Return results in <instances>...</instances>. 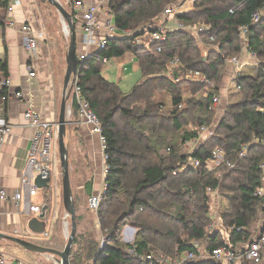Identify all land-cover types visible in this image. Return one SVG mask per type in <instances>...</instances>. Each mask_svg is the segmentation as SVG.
<instances>
[{
	"label": "trees",
	"instance_id": "obj_1",
	"mask_svg": "<svg viewBox=\"0 0 264 264\" xmlns=\"http://www.w3.org/2000/svg\"><path fill=\"white\" fill-rule=\"evenodd\" d=\"M171 2L111 0L107 9L119 29L135 31L158 18ZM263 2L197 0L191 11L179 15L185 26L201 24L208 28L198 38L205 45L212 44L207 55L190 32H174L160 53L134 48L131 39H110L104 51L77 61L81 96L99 119L105 138L108 173L104 194L94 213L95 240L89 235V239L84 236V242L80 241L83 229L78 230L81 218L77 212L81 200L73 193L76 234L70 264H153L131 257L130 248L138 254L161 252L170 259L179 252L190 251V241L203 240L211 223L208 188H216L229 204V212L220 214L224 230L251 229L263 202L254 194L263 185L264 164V21L254 24L251 16ZM2 6L6 7V2ZM239 28H247L248 50L258 61L248 66L256 72L240 71L232 81L239 87L238 101L223 105L213 136L202 137L190 155H183L171 138L177 135L181 145L196 141L200 128L210 127L216 119V114L208 111L210 98L228 81L230 66L225 60L243 51ZM126 53L137 58L142 81L123 93L116 83L102 76L106 64L94 61L97 57L114 59ZM175 58L182 66L174 71L179 82L165 76L168 64ZM187 71L207 76L215 90L203 97L204 85L189 82L185 78ZM0 73L7 76L5 64L0 63ZM158 94H169L171 101H157ZM71 107L78 116L77 106ZM243 145H248V152L239 160L237 154ZM216 148H221L226 160L235 165L232 170L224 166L209 169L207 161ZM189 158L197 159L199 166H187ZM219 171L223 174L216 178ZM42 190L48 192L49 187ZM125 226L136 230L132 245L120 240ZM100 236H105L106 243L98 252ZM223 236L208 234L207 249L235 247L248 235L232 232L228 239ZM75 246H79L77 252ZM194 264L214 263L207 260Z\"/></svg>",
	"mask_w": 264,
	"mask_h": 264
},
{
	"label": "built area",
	"instance_id": "obj_2",
	"mask_svg": "<svg viewBox=\"0 0 264 264\" xmlns=\"http://www.w3.org/2000/svg\"><path fill=\"white\" fill-rule=\"evenodd\" d=\"M111 0H102L98 4H85L83 0H74L73 6L80 12L79 21L81 27V33L83 35V45L85 48H94L97 52H102L106 49L108 41L110 39H131V45L134 48H145L147 51L156 50L160 53L164 44L168 40V36L174 32H190L201 47L212 46V44L205 45L202 41H199V37L208 31V28L204 25H197L193 27L185 26L178 18L179 15L191 11L197 0H171L172 3L166 7L161 15L152 20L147 25L139 28L138 30L119 29L113 22V16L107 9ZM177 1V6L173 5V2ZM0 2H6L5 12L8 15L6 19V25L13 27L14 23L10 18L13 7L10 3L11 0H0ZM253 23H259L264 21V2L262 7L254 12L251 16ZM240 35L242 37V48L244 52L248 51V45L245 40L247 34V28H239ZM22 36V47L24 52L28 55L30 62L27 64L26 69L29 77L33 78L35 72L31 60L36 56L38 49V41L44 38L42 31H33L28 25H23L20 28ZM213 42V38H210ZM244 46V47H243ZM217 48V47H215ZM255 58V55H251ZM88 58V53L80 54L77 56V61H82ZM102 63H107L111 59L99 57ZM227 65L232 68L230 82L235 80L244 64L240 57H231L225 60ZM182 69L179 59H173L167 66L165 76L179 82L180 78L174 77V71ZM185 78L189 82H196L204 85L203 97H208L209 93L215 90V84L209 80L207 76L200 74L199 72H185ZM10 86V80L1 76L0 80V102L6 103L11 97L16 99H22L21 93H9L8 88ZM236 87V91L239 92V87ZM70 88V104L77 106L79 119L87 125L91 133L97 137L99 148L102 158V176L105 179L108 173V168L105 165L107 159L104 154L106 142L102 134V128L99 119L90 108L87 101L81 96V89L78 83V75L75 74L71 77L69 82ZM229 90L227 86H224L219 92L211 95V103L208 107V111L216 114V119L210 127L202 126L200 128V136L196 141L190 142L193 149L197 146L199 140L202 137H211L214 134L217 126V118L221 107L227 106V94ZM162 109L163 107L160 106ZM264 112V110H263ZM24 120L28 127L32 130V136L29 142V148L27 152L26 162L21 172L20 179V191L13 196H9L5 191H0V201H7L11 199L16 208H23L26 215L30 217L38 216L43 209L46 208V203L39 206L32 204L31 198L36 196L39 189L35 185V180L40 177L42 180L52 177L55 160V143L57 141V125H51L50 123L41 120L40 116L31 109H27L24 112ZM11 133V126L7 122L4 116H0V150ZM169 151V150H168ZM248 152V145H243L238 152V159L241 160L246 157ZM200 162L197 159L189 158L186 163L187 166L197 168ZM207 165L210 170H215L218 167L224 166L228 170H232L235 165L226 160V154L221 148H216L211 155V158L207 161ZM263 173V185L258 188L254 196L263 199V202L259 206L257 216L253 219L252 227L249 228H228L224 230L220 214L218 212L219 205L218 200H215L213 210L210 211L209 217L211 220L210 225L207 228V234L203 240L194 239L190 241L191 250L179 252L175 258H168L161 252L155 254H138L134 248L128 250V254L134 259L140 262H151L153 264H194L203 261H212L214 264H264V164L261 166ZM223 173L216 175V178H220ZM51 181L49 183V189ZM106 188L105 180L103 182L102 191L98 194L91 196L88 199V208L92 213H96L99 204ZM207 193L213 199H218V190L208 188ZM68 215L64 217V222L68 225ZM232 232L236 234H247V238L242 237L240 242L235 244V247L223 246L208 250L206 247V238L209 235L221 233L223 237L228 239V235ZM136 230L130 226H125L122 229L120 240L124 244L132 245L135 240ZM205 242V243H204ZM106 243L105 236H101L98 252H101L103 246ZM6 256L0 252V264H6Z\"/></svg>",
	"mask_w": 264,
	"mask_h": 264
},
{
	"label": "crops",
	"instance_id": "obj_3",
	"mask_svg": "<svg viewBox=\"0 0 264 264\" xmlns=\"http://www.w3.org/2000/svg\"><path fill=\"white\" fill-rule=\"evenodd\" d=\"M101 1L83 0L85 4H98ZM57 2L69 13L75 26L77 56L86 52L88 57L96 56L98 52L94 48L86 49L83 45V35L79 21L80 12L74 8V0H57ZM10 3L13 7L10 14V18L14 23L13 27L6 25V19L8 18L5 12L6 7H3V3L0 2V63L6 65V77L10 80L8 92L21 93L22 99L11 97L4 104L0 102V116H4L11 126V133L0 150V191L3 190L9 196H13L20 191L21 172L26 162L32 136V130L24 120V112L31 109L40 116L42 121L54 126L58 124L59 109L64 91L65 54L69 43V28L59 12L49 10L48 8L51 5L42 3L40 0H11ZM53 9L56 10L54 7ZM23 25H28L33 31L44 33V38L38 41L36 56L31 60L35 72L33 78L29 77L26 69L30 60L22 47L20 28ZM97 59L100 58L97 57ZM243 62L242 67L248 64L246 60ZM103 64H106L102 75L104 79L116 83L123 93H128L142 81L139 62L132 53H126ZM229 70L227 72L229 75L227 76L228 81L226 82L228 90L231 84L229 78L231 77L232 68L230 67ZM1 76L2 73H0V80ZM165 95L163 94V96ZM163 96L161 97V94H158V97L162 99ZM68 103H70V99ZM70 125L72 131L73 129L75 131V144L81 155L80 163L82 167L78 168V174L74 176V180L79 181L78 195L81 198L77 212V216L81 218L78 228L80 231L85 224V201L87 202L91 196L102 191L104 177L101 169L103 162L98 139L91 133L90 128L79 117ZM57 152L56 141L55 158H57ZM85 186H87L86 189ZM39 192L43 194L41 204L46 203L47 205L45 208V221L48 220L44 234H33L28 230L27 222L31 217L24 213L22 207L16 208L11 199L0 201V234L19 238L36 246L56 250L55 245L57 244L54 237L57 231L55 224L57 216L50 208L47 209V192L43 190H39ZM38 193L31 198V202L32 199L37 197ZM61 215L64 225L66 212L63 205ZM91 219L96 230V219L94 217H91ZM68 228L71 229L70 221H68L67 231ZM63 229H65V226H63ZM0 252L6 256V264H48L47 257L53 258L48 254L32 252L2 239H0Z\"/></svg>",
	"mask_w": 264,
	"mask_h": 264
},
{
	"label": "rangeland",
	"instance_id": "obj_4",
	"mask_svg": "<svg viewBox=\"0 0 264 264\" xmlns=\"http://www.w3.org/2000/svg\"><path fill=\"white\" fill-rule=\"evenodd\" d=\"M172 3V2H171ZM179 3L177 1L173 2V5L177 6ZM48 7V6H46ZM51 11H57L54 10L53 7H49L48 8ZM58 13V11H57ZM222 19H225V16H222ZM68 37V36H67ZM242 42V41H241ZM243 45V44H242ZM213 46H208V47H204L201 49L204 55H207L206 53H208L209 50H211ZM244 47V46H243ZM254 53H251L250 50H248L247 52L242 51L241 53H239L236 57H240L241 60L243 61H248L246 65H244L241 70L243 72V74L246 73H255L256 69H252L250 68L251 64L258 62L257 61V57L255 56V58H252L251 55ZM255 55V54H254ZM98 63V62H102L100 59H97L94 61V63ZM264 62V61H262ZM248 65H251L250 67ZM228 74V73H227ZM226 74V75H227ZM163 96V94H161V97ZM159 97V99L157 101L161 102L162 98ZM163 98L165 99V102L168 103L171 101V96L169 94H166L165 96H163ZM239 99V93L236 91V87L234 83H231L229 85V95L227 96L226 100L228 102V104H232L234 102H237ZM68 110H69V115L67 116V120H68V125L66 126V145H67V149H68V162H69V176H70V184H71V189H72V195L73 193H75L76 195V199L80 200V196L79 194V190H78V184L79 181L74 180V176L78 174V168L82 167L80 160H81V155L78 152L77 149V145L75 144V136H74V129L72 131V126L70 125L73 121L78 120L77 115L74 114V112L72 111V107L71 104L68 103ZM74 114V116H73ZM220 119V117H218V120ZM222 119V117H221ZM173 139V144L177 145V150L178 152H181V154L183 155H190L193 152V147L191 146L190 143L181 145L180 141H179V137L177 135H175V138H171ZM163 155L167 156V152L166 150H162L161 151ZM217 171V170H216ZM222 173V171H219L217 174ZM219 194V192H218ZM46 198H47V204L49 206V208L52 210V212L54 211V215H56V226H57V231H56V236L54 237V240L56 241L55 245L56 250L57 251H62L65 244H66V237H67V233L70 232L71 229L68 228V231L65 229H63V220H62V203H61V198H62V189H61V168L59 165V155L57 152V158H55L54 160V169H53V173H52V177H51V186L50 189L48 190V192L46 193ZM42 198H43V194L41 192L38 193L37 197H35L34 199H32V203L36 204V205H40L42 202ZM74 199V197H73ZM215 200H218L219 205H217L216 207L219 209L218 212L219 214H223L225 212H229V204L226 201L225 198H223L220 194L218 196V199H213L212 197H210V202H209V212L211 210H213V205ZM88 200L87 202L85 201L84 205H86L85 207V224L83 227V233L82 236H80V241H83V238L86 237V239L93 238L95 240V237L97 238V234L95 231H93V223H92V219L91 217L95 218V214L90 212L88 209ZM210 214V213H209ZM69 219V218H68ZM69 221V220H68ZM67 221V222H68ZM65 230V231H64ZM90 235V236H89ZM85 236V237H84ZM41 237V236H40ZM101 238V236H100ZM84 242V241H83ZM79 246H75L74 247V251L77 252ZM48 258V264H58V258L57 257H47ZM72 260V256L70 255V262Z\"/></svg>",
	"mask_w": 264,
	"mask_h": 264
},
{
	"label": "water",
	"instance_id": "obj_5",
	"mask_svg": "<svg viewBox=\"0 0 264 264\" xmlns=\"http://www.w3.org/2000/svg\"><path fill=\"white\" fill-rule=\"evenodd\" d=\"M42 3H47L53 6L67 22L69 28V43L65 54L66 61V72L64 78V91L63 98L61 101L59 116H58V129H57V147L59 155V165L61 168V189H62V205L69 217L71 230L67 233L66 244L62 251H56L48 248H43L29 243L25 240L5 236L0 234V239L12 242L26 250L40 253L48 254L52 257H57L58 264H70V253L73 246V241L76 234V223H75V203L72 195V189L70 184L69 176V162H68V149L65 142L66 138V126L68 124L67 116L69 115L68 101L70 99V88L69 82L73 75L77 74V53L75 46V26L71 21L69 13L57 2V0H40ZM51 179L47 178L42 180L37 177L35 180V185L39 190L49 187ZM46 210L43 209L42 212L36 216L31 217L27 222L28 230L33 234H44L46 228Z\"/></svg>",
	"mask_w": 264,
	"mask_h": 264
},
{
	"label": "bare ground",
	"instance_id": "obj_6",
	"mask_svg": "<svg viewBox=\"0 0 264 264\" xmlns=\"http://www.w3.org/2000/svg\"><path fill=\"white\" fill-rule=\"evenodd\" d=\"M64 226H65V228H66V230H67L68 225L65 223Z\"/></svg>",
	"mask_w": 264,
	"mask_h": 264
}]
</instances>
